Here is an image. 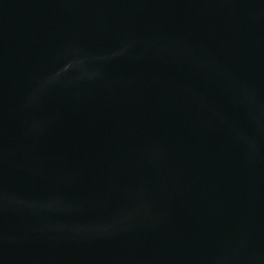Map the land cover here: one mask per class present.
I'll use <instances>...</instances> for the list:
<instances>
[{
	"label": "water",
	"instance_id": "1",
	"mask_svg": "<svg viewBox=\"0 0 264 264\" xmlns=\"http://www.w3.org/2000/svg\"><path fill=\"white\" fill-rule=\"evenodd\" d=\"M132 264H264V0H62Z\"/></svg>",
	"mask_w": 264,
	"mask_h": 264
}]
</instances>
